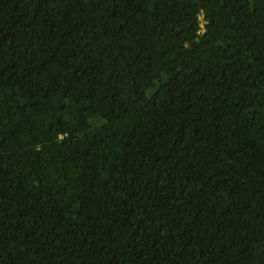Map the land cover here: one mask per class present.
I'll use <instances>...</instances> for the list:
<instances>
[{
    "label": "trees",
    "instance_id": "trees-1",
    "mask_svg": "<svg viewBox=\"0 0 264 264\" xmlns=\"http://www.w3.org/2000/svg\"><path fill=\"white\" fill-rule=\"evenodd\" d=\"M0 264H264V0H0Z\"/></svg>",
    "mask_w": 264,
    "mask_h": 264
}]
</instances>
